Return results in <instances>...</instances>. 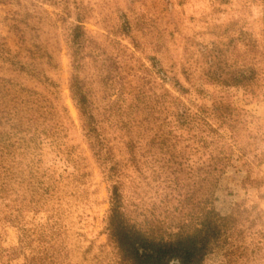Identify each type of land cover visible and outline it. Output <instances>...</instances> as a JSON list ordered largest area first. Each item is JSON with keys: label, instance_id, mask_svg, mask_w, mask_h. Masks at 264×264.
I'll use <instances>...</instances> for the list:
<instances>
[{"label": "rangeland", "instance_id": "rangeland-1", "mask_svg": "<svg viewBox=\"0 0 264 264\" xmlns=\"http://www.w3.org/2000/svg\"><path fill=\"white\" fill-rule=\"evenodd\" d=\"M76 24L108 163L70 91ZM15 59L38 69L18 74ZM11 74L65 129L38 151L34 187L0 197V264H127L106 230L115 181L159 221L213 195L229 225L205 262L264 264V0H0V75Z\"/></svg>", "mask_w": 264, "mask_h": 264}, {"label": "trees", "instance_id": "trees-1", "mask_svg": "<svg viewBox=\"0 0 264 264\" xmlns=\"http://www.w3.org/2000/svg\"><path fill=\"white\" fill-rule=\"evenodd\" d=\"M84 35L82 24H76L72 39L76 72L71 77L70 91L91 149L99 160L108 163L114 159L112 144L100 128L95 102L85 78L79 75L84 59L91 52H85ZM92 54L93 58L97 55ZM108 60L111 63H108L106 70L109 71L114 65L119 70L116 60H112V57H108ZM11 63L17 67L13 70L18 74L26 67L38 69L35 62L15 59ZM64 129V124L54 117L49 99L40 90L24 85L15 75H0L1 198H6L11 192L16 195L20 186L25 190L33 186L39 171L40 160L36 159L38 151L62 141L61 132ZM115 167L116 163L110 165L109 171ZM47 178L45 193H49L53 187L51 176ZM121 185L119 181L111 184L106 230L123 261L127 264H207L206 257L213 252L229 225L228 219L213 207V195L206 198V203L209 202L206 208L200 207L196 213H188L189 218L172 217L166 222L149 218L134 204L133 208L124 197ZM13 203H10L12 208Z\"/></svg>", "mask_w": 264, "mask_h": 264}]
</instances>
